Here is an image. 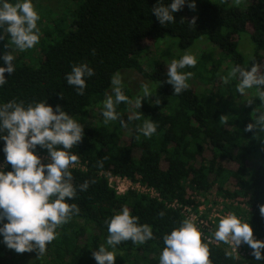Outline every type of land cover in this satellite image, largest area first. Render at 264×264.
Instances as JSON below:
<instances>
[{"label":"trees","instance_id":"obj_1","mask_svg":"<svg viewBox=\"0 0 264 264\" xmlns=\"http://www.w3.org/2000/svg\"><path fill=\"white\" fill-rule=\"evenodd\" d=\"M59 2L51 6L48 0H33L40 16V39L32 49L17 50L7 31L0 29V55L12 51L15 57V72L11 76L5 73L7 83L0 87V102L16 99L28 104L47 98L54 109L61 105L84 126L81 141L69 150L78 156L69 165L72 182L74 186L85 180L90 183L69 201L78 205L79 212L57 228L59 234L45 253L25 251L17 263L31 259L32 264H97L92 252L100 245L112 250L106 244L105 221L127 206L139 223L152 226L154 238L143 245L121 242L116 246L115 264H158L163 235L185 219L180 209L169 205L177 202L196 212L198 197L213 191L228 200V213L248 222L253 235L264 239L260 213L264 205V135L244 131L261 100L253 87L246 91L255 102L247 106L235 102L238 79L232 77L227 84L221 79L236 64L250 68L255 62L264 73V0L248 1L244 7L230 0L220 4L205 0L194 11L185 5L173 14L175 22L169 25H161L151 12L156 0ZM194 16L196 22L189 26ZM242 35L252 44V59L239 51ZM166 38L177 39L178 51L189 50L202 39L219 53L217 59L213 51L201 53L195 67L184 69L194 75L188 89L179 95H173L166 82L163 62L154 60L152 66L150 62V70L144 65L146 45L156 46ZM81 62H87L95 74L86 79L84 95H77L65 73ZM122 70L137 72L156 89L149 101L141 100L139 109L129 102L117 106L127 127L119 119L105 124L101 115L102 102L111 89L110 78ZM122 91L129 101L127 88ZM90 110L96 111L92 119H88ZM137 112L140 119H128ZM149 118L157 124L156 133L150 138L138 135L136 127ZM36 151L49 157L46 149L37 146ZM3 160L0 151V162ZM10 170L8 165L6 171ZM105 174L153 189L159 200L135 190L118 195ZM202 242L208 246L211 264H264L252 255L235 256L203 238ZM0 250L13 251L3 243Z\"/></svg>","mask_w":264,"mask_h":264},{"label":"clouds","instance_id":"obj_2","mask_svg":"<svg viewBox=\"0 0 264 264\" xmlns=\"http://www.w3.org/2000/svg\"><path fill=\"white\" fill-rule=\"evenodd\" d=\"M185 5L196 9V0H156L151 12L161 25L174 23V13ZM40 16L34 8L33 0H0V29L10 35L11 42L20 51L32 49L39 43L40 29L37 22ZM194 16L189 22L193 26ZM0 39H3L0 36ZM252 59V57H249ZM12 51L0 55V87L7 83L5 73L11 76L15 72ZM197 57L185 51L179 59L171 60L167 65L166 82L172 86L173 95H179L189 87V79L194 75L185 68L195 67ZM94 69L87 62L72 64L65 73V80L77 95H84L86 79L94 75ZM232 77L238 79L236 92L242 96L246 90L255 87L261 104L253 110L252 122L245 132L264 135V73L258 71L255 62L250 68L236 64L227 76L221 79L225 84ZM122 75L114 73L110 78L112 94L102 102L103 122L118 121L122 127L127 123L116 108L121 102H129L122 91ZM147 84L142 85V95L135 101V107H141V100L153 96ZM159 104V100L154 101ZM248 103H251L249 99ZM129 120L140 119L137 112ZM223 119V116L221 117ZM138 135L150 138L157 131L153 120L145 119L135 129ZM84 126L66 112L61 105L55 109L47 103V98L25 104L22 100L0 102V141L4 160L0 162V242L17 253L37 251L43 255L47 246L58 236L57 228L70 221L79 207L73 198L79 191H86L89 181L74 186L69 165L78 161V156L69 150L81 141ZM37 146L46 149L50 162L44 163L37 154ZM10 171H6L7 166ZM67 198V199H66ZM264 216V205L260 206ZM162 215V213H161ZM108 236L106 244L92 252L97 264H115L116 246L124 241L143 245L154 238L153 228L147 223H139V217L132 215L129 207L122 206L118 212L106 220ZM213 237L217 241L234 244L242 243L252 250L251 255L258 262H264V241L253 238V230L248 222H242L234 213L219 218ZM163 248L159 253L158 264H211L209 249L202 242L201 232L191 218L182 220L162 237Z\"/></svg>","mask_w":264,"mask_h":264},{"label":"rangeland","instance_id":"obj_3","mask_svg":"<svg viewBox=\"0 0 264 264\" xmlns=\"http://www.w3.org/2000/svg\"><path fill=\"white\" fill-rule=\"evenodd\" d=\"M201 1L205 0H196V4H198ZM213 3L220 4L221 0H208ZM231 4H234L238 7H244L245 3L251 0H230ZM48 3L51 6H57L59 5V0H48ZM170 40V41H169ZM199 41V42H198ZM197 44L195 43L192 48L189 50H186L188 52H191L194 54L196 57H198L201 53H208L213 51V55L215 59L219 57L218 50L215 47L209 46L208 43L202 41V39L198 40ZM201 41V42H200ZM175 45H174V44ZM176 44H177V39L176 38H166V41L160 42L158 45L154 46L152 44L146 45L147 47V57L146 60L144 61L145 68L147 70H150V62L151 66L153 65L152 61L157 60L163 62L166 67L168 63L173 60V59H179L180 56L184 54L185 51H178L176 49ZM253 49L252 44L250 43V40L248 39L247 35H242L239 41V51L243 54H246V56L249 58V56L252 54L251 50ZM122 75V88H127L128 93H129V104L131 106L134 105L136 99L138 96L142 95V85L147 84L153 94H155L156 89L152 85V83L143 77H141L137 72L132 71V70H122L121 72ZM112 91L111 89L107 92L106 98L108 95H111ZM238 98H236L235 102H240L241 105L247 106L250 103H248L249 99H251V103L255 102V97L253 98L252 96L249 95L250 93L246 91V93L242 96L241 94H238ZM143 98L142 100H148L149 98ZM239 104V105H240ZM96 111L90 110L89 113V118L92 119L93 116L95 115ZM76 166V165H75ZM188 194H191V191L188 190ZM199 202L202 204L203 208L206 210V212L211 214V210H216L217 212H220L221 210H226V207L228 206V201L224 198L218 195L217 191H213L211 194L207 196H200ZM226 212V211H225ZM2 245V242H0ZM21 253H17L14 250L7 252L0 250V264H19L17 263V260L20 258ZM32 260H25V262H22L20 264H32Z\"/></svg>","mask_w":264,"mask_h":264},{"label":"built area","instance_id":"obj_4","mask_svg":"<svg viewBox=\"0 0 264 264\" xmlns=\"http://www.w3.org/2000/svg\"><path fill=\"white\" fill-rule=\"evenodd\" d=\"M39 156H40L42 162H44V163L50 162L49 157L41 156V155H39ZM72 167H74V165H72ZM77 167L84 169V167H82V166L80 167L79 165ZM105 177L109 183V186L112 189H114L118 195H124L129 190H135L141 194L148 195L150 198H156L159 200L158 194L155 193L153 189L145 188L139 184H133L127 178L111 176L109 174H105ZM198 201H199V198H198ZM169 207H171L173 209H180L181 214L183 215V217L185 219L191 218L192 221L198 226V228L201 232V238L205 239L206 242H208L214 246L224 247L235 256L251 255L252 250L249 248V246L247 244L242 243L241 245H239L236 248L234 244L225 243V242L217 241L214 239L213 233L216 230V225L218 223V220L220 217L228 214V212L226 210L223 209L220 212H217L216 210H211V214L208 215V213L203 208L201 203H200L199 207L197 208L196 212L193 211L189 207L180 206L177 202H173L172 204L169 205ZM253 238L257 239V240L264 241V239L256 238L254 235H253Z\"/></svg>","mask_w":264,"mask_h":264}]
</instances>
